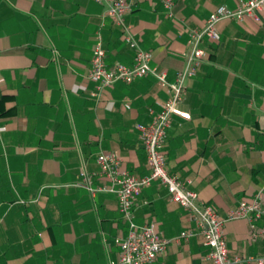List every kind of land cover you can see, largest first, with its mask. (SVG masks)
<instances>
[{"label":"crops","instance_id":"0c3cea01","mask_svg":"<svg viewBox=\"0 0 264 264\" xmlns=\"http://www.w3.org/2000/svg\"><path fill=\"white\" fill-rule=\"evenodd\" d=\"M239 0H175L172 15L158 0H140L126 24L152 66L173 83L186 68L188 40L220 6ZM95 0H0V264H109L116 238L128 234L118 198L93 197L101 152L119 155L121 172L149 174L137 129L150 124L172 93L149 75L111 88L88 79L98 35L110 66H133L124 29ZM261 22L223 20L220 40L205 41L207 57L184 83L167 131L166 167L190 180L201 204L227 218L264 189V13ZM136 223L156 224L170 240L153 264H213L201 236L159 182L135 202ZM231 259L264 261V218L227 221ZM252 258L253 261L249 260Z\"/></svg>","mask_w":264,"mask_h":264},{"label":"built area","instance_id":"2783aa9c","mask_svg":"<svg viewBox=\"0 0 264 264\" xmlns=\"http://www.w3.org/2000/svg\"><path fill=\"white\" fill-rule=\"evenodd\" d=\"M95 1L105 4L108 7V15L123 27V39L135 52V63L131 67L119 62L110 66L102 38L98 35L88 79L104 89L111 88L118 82L130 84L136 79L153 75L162 87L172 93V97L162 105L150 124L137 127L147 154L149 174L136 177L125 171L121 172L120 158L115 152H101L97 157L100 167L99 176L108 178L112 182L110 186L94 187L92 176L82 174L84 182L80 186L88 190L93 197L102 192L117 196L119 210L128 224L127 236L115 240V244L119 247V257L109 264H153L169 245L170 240L158 233L156 224L136 223L134 210L136 199L154 182H159L166 187L171 201L184 208L191 220L195 222L194 229L182 232L179 239L173 241L201 236L204 246L209 248L207 259L213 264H240L242 260L230 258L224 225L227 221L245 219L254 222L264 218V189L252 201H241L227 218H222L214 207L201 204L199 194L189 187L192 184L190 180H181L168 172L164 148L167 131L171 127L173 118L177 116L186 120L191 119V115L181 110L179 104L184 100L185 80L197 74L207 57L205 41L220 40L218 25L223 20L242 22L251 19L260 23V14L264 13V0H239L235 9L220 6L214 10L207 18L204 27L190 34L188 52L185 53L186 68L179 72L173 83L168 82L165 72L152 66L153 55L140 47L126 24V17L133 12L140 0ZM158 1L172 15L175 0ZM249 260L253 261L252 258ZM257 263L264 264V261L258 260Z\"/></svg>","mask_w":264,"mask_h":264}]
</instances>
